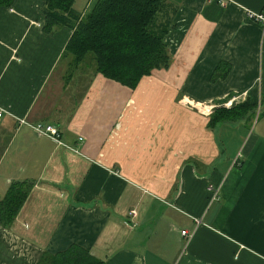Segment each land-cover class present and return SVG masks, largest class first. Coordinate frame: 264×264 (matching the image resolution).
Masks as SVG:
<instances>
[{"label": "crops", "instance_id": "0c3cea01", "mask_svg": "<svg viewBox=\"0 0 264 264\" xmlns=\"http://www.w3.org/2000/svg\"><path fill=\"white\" fill-rule=\"evenodd\" d=\"M45 1L0 7V198L31 184L0 264L71 245L106 264H264V33L245 16L264 0H163L171 64L135 89L73 65Z\"/></svg>", "mask_w": 264, "mask_h": 264}, {"label": "trees", "instance_id": "16d2710c", "mask_svg": "<svg viewBox=\"0 0 264 264\" xmlns=\"http://www.w3.org/2000/svg\"><path fill=\"white\" fill-rule=\"evenodd\" d=\"M74 1L46 0L43 11L46 29L59 25L72 30L64 53L72 57L73 65L92 55L96 73L129 89H135L153 71L170 66L171 56L163 43L168 23L157 21L163 0H96L82 19L73 10ZM13 2L0 0V7H9ZM232 111L217 112L233 117ZM30 188L28 182L13 183L0 198V226L11 225ZM37 264L106 263L88 250L71 245L63 252H44Z\"/></svg>", "mask_w": 264, "mask_h": 264}, {"label": "built area", "instance_id": "2783aa9c", "mask_svg": "<svg viewBox=\"0 0 264 264\" xmlns=\"http://www.w3.org/2000/svg\"><path fill=\"white\" fill-rule=\"evenodd\" d=\"M227 0H221V3L226 2ZM245 16L248 20H251L257 24L260 25L263 33H264V10L260 11V12H253V11H245ZM0 118H1V113H0ZM19 123L21 125H26L28 127H30L38 136L41 137H47L52 139L53 141L57 142L58 144H61L60 140H59V133L58 130L55 129L53 126L51 125H44L41 123H37V124H28L25 121L21 120L19 121ZM215 197L216 193H213ZM131 215V217H134L136 215V211L132 210L129 213ZM181 235L185 236L187 235V231H182ZM189 236V235H188Z\"/></svg>", "mask_w": 264, "mask_h": 264}, {"label": "rangeland", "instance_id": "374dc122", "mask_svg": "<svg viewBox=\"0 0 264 264\" xmlns=\"http://www.w3.org/2000/svg\"><path fill=\"white\" fill-rule=\"evenodd\" d=\"M94 1H96V0H91L90 6H91V4H92ZM82 2H83V1H82ZM89 11H90V7H88V8L86 9V12H89ZM85 60H86V62L83 63L82 67H83L84 70L89 71V69L91 68V66L94 67V65H95V63H94V59H93L92 55H87ZM85 73H86V74H85L86 78L89 77V76H88V72L85 71ZM84 81H85V80H84Z\"/></svg>", "mask_w": 264, "mask_h": 264}]
</instances>
